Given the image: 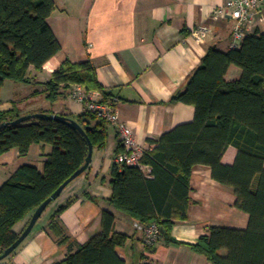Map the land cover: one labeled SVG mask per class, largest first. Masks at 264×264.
I'll return each mask as SVG.
<instances>
[{
    "label": "trees",
    "instance_id": "1",
    "mask_svg": "<svg viewBox=\"0 0 264 264\" xmlns=\"http://www.w3.org/2000/svg\"><path fill=\"white\" fill-rule=\"evenodd\" d=\"M54 9L53 0H0V90L5 81L31 83L29 68L40 72L61 51L48 24ZM231 66L241 73L227 81ZM74 85L107 98L90 62L65 60L44 83L45 99L54 105ZM177 103L194 108L193 120L148 141L150 149L140 159L148 174L113 163L107 202L141 224H156L165 244H178L170 231L176 221L187 218L192 171L208 167L213 181L232 190L234 208L248 215V224L244 230L210 227L189 246L211 264H264V34L246 35L238 49H209L184 88L168 101ZM36 114L43 117L12 125L23 117L17 105L0 110V125L8 124L0 129V156L12 149L26 156L32 145L50 147L43 155L42 170L22 165L0 186V255L20 236L14 226L79 170L88 154L87 141L78 131L49 119L52 112ZM71 120L82 128L93 149H104L107 125L103 121L86 111ZM230 146L236 157L232 165H224L221 159ZM121 152L118 142L116 155ZM70 204L59 207L47 225L59 245L69 246L59 216ZM114 222V215L103 211L100 231L75 250L70 247L57 264H125L118 250L129 237L115 232ZM145 250L153 253L154 246Z\"/></svg>",
    "mask_w": 264,
    "mask_h": 264
},
{
    "label": "crops",
    "instance_id": "2",
    "mask_svg": "<svg viewBox=\"0 0 264 264\" xmlns=\"http://www.w3.org/2000/svg\"><path fill=\"white\" fill-rule=\"evenodd\" d=\"M53 1L55 9L48 24L61 51L40 72L29 68L31 83L5 81L0 90V110L10 109L15 103L21 116L44 111L73 119L82 114L83 105L69 98L72 87L51 105L45 99L43 85L63 61L73 64L88 61L95 68L103 92L114 101L120 122L132 131L142 153L150 149L149 140L156 141L174 127L193 120L192 106L168 101L184 88L209 49L222 52L229 49L232 21L213 15V10L228 0ZM199 25L210 30L202 44L190 37L191 30ZM255 32L264 34V5L247 26L246 35ZM240 73V69L231 66L225 79L235 80ZM36 92L38 95L33 97ZM118 142L115 127L107 125L104 149H93L87 170L46 207L30 234L0 264H57L67 256L70 247L75 250L100 231L103 211L114 215L115 232L129 237L118 250L125 264H211L189 245L206 235L210 227L238 230L247 227L248 215L234 208L232 190L213 181L208 167L197 166L191 174L192 204L187 209V218L176 221L170 231V238L178 244H165L160 238L154 252L147 253L143 234L135 227L138 221L107 202L112 192L110 171ZM49 152V146L32 145L26 156L21 157L16 149L1 155L0 186L22 165L42 170L43 155ZM235 157L236 150L230 146L221 163L232 165ZM68 202L71 204L61 213L59 221L69 246L59 245L47 231L51 215ZM32 214L14 226L15 233L25 230Z\"/></svg>",
    "mask_w": 264,
    "mask_h": 264
},
{
    "label": "built area",
    "instance_id": "3",
    "mask_svg": "<svg viewBox=\"0 0 264 264\" xmlns=\"http://www.w3.org/2000/svg\"><path fill=\"white\" fill-rule=\"evenodd\" d=\"M264 0H228L213 10V15L228 17L232 21V29L228 48L238 49L249 24L260 13ZM210 30L205 25H199L191 30L190 37L197 44H202L208 38ZM71 101L83 105L84 110L94 115L106 125L115 127L123 152L115 155L113 163L127 167H137L143 173L148 174L149 168L140 163L142 152L135 144L132 131L120 122L117 112L114 110V101L102 97V93L95 90H86L83 86L74 85L69 92ZM135 227L143 234V244L147 247L154 246L159 237L160 230L156 224L137 223Z\"/></svg>",
    "mask_w": 264,
    "mask_h": 264
},
{
    "label": "water",
    "instance_id": "4",
    "mask_svg": "<svg viewBox=\"0 0 264 264\" xmlns=\"http://www.w3.org/2000/svg\"><path fill=\"white\" fill-rule=\"evenodd\" d=\"M43 117L42 114H34V115H27V116H23L18 118L17 120L13 121L11 124L12 125H17L20 124L22 122H25L29 119H33V118H41ZM49 119L51 120H55L61 123H65L67 126H69L70 128H72L73 130L78 131L81 135H83L87 141L88 144V154L87 157L85 159V163L84 165L77 170L69 179H67L47 200H45L32 214L31 219L27 225V227L25 228V230L20 234V236L18 237V239L14 242L13 245H11L8 249H6L2 255H0V262L4 259H6L8 256H10L17 248L18 246L25 240V238L30 234L31 230L33 229L34 225L36 224V222L38 221V219L40 218L41 214L44 212V210L46 209V207L54 202L57 197H59V195L61 194V192L65 189V187L70 184L73 180H75L76 178H78L81 174H83L87 168L89 167L90 163H91V158H92V151H93V146L90 143L89 139L87 138V136L85 135L84 131L82 130V128L73 120L68 119L66 117H62L59 115H50L48 116ZM7 123L1 124L0 125V129L4 128L5 126H7Z\"/></svg>",
    "mask_w": 264,
    "mask_h": 264
}]
</instances>
